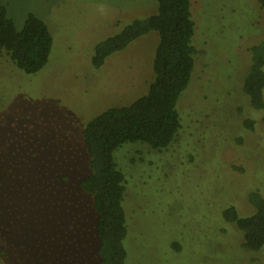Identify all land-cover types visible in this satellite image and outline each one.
<instances>
[{"label":"rangeland","instance_id":"374dc122","mask_svg":"<svg viewBox=\"0 0 264 264\" xmlns=\"http://www.w3.org/2000/svg\"><path fill=\"white\" fill-rule=\"evenodd\" d=\"M0 4L16 30L33 15L53 39L34 74L0 55V264H99L93 199L79 188L89 172L79 133L146 93L157 36L99 69L91 57L103 39L154 14L156 0ZM190 13L194 68L177 102L178 135L162 151L134 143L113 154L125 177L124 264H264V249L243 250L241 231L221 217L229 205L250 214L251 191L264 197V109L242 90L264 14L258 0H190Z\"/></svg>","mask_w":264,"mask_h":264},{"label":"trees","instance_id":"16d2710c","mask_svg":"<svg viewBox=\"0 0 264 264\" xmlns=\"http://www.w3.org/2000/svg\"><path fill=\"white\" fill-rule=\"evenodd\" d=\"M258 2L264 14V0ZM156 3L154 14L134 19L117 34L103 39L94 46L91 57V66L99 69L108 57L141 36L149 33L157 36L146 93L128 105L108 108L79 133L89 168L79 181V188L93 199L99 264H124L126 258L123 241L127 229L122 205L125 177L117 168L114 152L122 145L134 143L162 151L175 140L181 128L177 102L190 82L195 55L190 0H156ZM52 44V36L41 19L28 15L22 29L16 30L0 4V55H7L16 68L26 74L38 72L48 62ZM248 53L250 63L242 90L253 109L263 110L264 38L250 46ZM244 125L252 130L253 121L246 120ZM247 200L250 214H241L229 205L222 210L221 217L241 231V248L254 253L264 249V197L255 190L248 193Z\"/></svg>","mask_w":264,"mask_h":264}]
</instances>
